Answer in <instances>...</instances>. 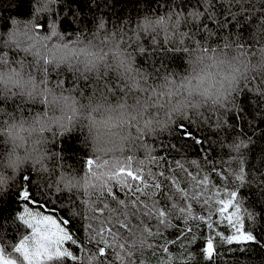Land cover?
<instances>
[{"label": "clouds", "instance_id": "1", "mask_svg": "<svg viewBox=\"0 0 264 264\" xmlns=\"http://www.w3.org/2000/svg\"><path fill=\"white\" fill-rule=\"evenodd\" d=\"M59 3L32 0L29 16H14L7 28L0 27V195L25 173L35 179L47 176L51 157L60 154L52 145L74 137L95 164L77 176L57 175L45 194L64 193L72 199L65 212L87 207L90 216L91 204L78 201L111 185V175L130 159L131 166H139L144 160L138 153L151 158L149 138L167 134L193 113L223 109L247 81H254L251 94L264 96V18L255 52L252 45L233 42L181 47V66H169L154 80L151 69L139 63L148 52L144 38L182 45V26L202 18L199 7L156 14L148 11L149 0H139L140 15L134 17L127 9L117 21L112 16L113 9L118 11L115 0H91V23L65 30L56 20L49 27L45 18L56 13ZM14 20L29 23L14 25ZM17 105L32 110L25 114ZM140 238L137 232L133 242ZM122 250L127 253L124 245ZM99 257L97 249L86 251L83 264H102ZM17 260L23 264L22 258Z\"/></svg>", "mask_w": 264, "mask_h": 264}, {"label": "trees", "instance_id": "2", "mask_svg": "<svg viewBox=\"0 0 264 264\" xmlns=\"http://www.w3.org/2000/svg\"><path fill=\"white\" fill-rule=\"evenodd\" d=\"M107 2L108 0H105V3ZM138 2L139 0H115L118 11L113 9L112 16L118 21L123 18L122 14L127 9L134 17L140 15L136 8ZM149 2L151 4L148 11L156 14L173 9L187 12L193 7H199L202 13L199 20L185 21L182 26L184 33L182 45L173 41L165 46L168 43L165 40L157 43L153 36L144 38L143 43L147 46L148 52L139 63L151 69L154 80H158L160 73L169 66H181L182 54H178L181 47L223 46L225 43L233 42L252 45V51H256L254 40L256 32L262 26L264 0H229L227 4L223 3V0H211L208 3L214 12V22H208L200 0H149ZM31 3L32 0H0V27L7 28L14 16H29ZM90 5L91 0H60L56 13L45 17L49 20L48 26L50 27L56 20L65 30H70L73 26L84 27L85 22L91 23L88 12L95 10L94 6ZM228 17L232 19L224 23ZM39 19L37 18L35 23L38 24ZM27 23L29 21H13L14 25ZM124 23L127 24L128 21L125 20ZM57 78L53 77L54 80ZM259 79L257 77V80ZM253 83L254 81L250 80L242 85L240 93L223 109L212 108L193 113L191 117L178 120L167 134L158 133L156 137L149 138L147 143L152 146V157L159 161V166L147 163L143 170L145 174L149 170L155 174L162 171L165 177H171L178 182V188L185 190L189 187L186 179L188 174L198 181L206 178L207 187L202 191L206 197L214 199H227L225 195L227 192H236L244 227L252 231L257 240L240 245L235 243L228 245L220 243L217 237L215 241L217 251L212 260H207L202 254L204 244L201 238L209 233L202 223L189 222L188 226L197 237L196 242L191 243L188 238L190 234L178 233L177 229L185 225L183 220L175 216L169 217L170 224L175 227H164L158 225L155 219L129 215L131 231L122 229L117 241L124 245L130 256L122 249L112 247L99 257L102 264H121L118 256L123 258L124 264H264V96H256L249 92V86ZM261 87H264V83ZM17 108L24 109L25 114L32 110L23 105H17ZM181 125L192 133V139H188L180 132ZM76 139L68 137L59 145H52L60 154L51 157L47 176H38L37 179L30 173L22 176L31 177L30 187L40 204V207L29 205L33 212L52 215L58 222L71 218L67 230L77 243L73 245L71 242H65L64 247L76 255L78 261L65 258L62 264H83L86 251L95 253L97 249L96 240L88 239L92 234L88 230V208L85 207L83 212L75 208L71 212H65V209L71 207V197L67 198L64 193L58 196L51 191L45 194V190L50 189L56 182L57 175L77 176L82 171H90L87 161L93 159L85 158L80 149L84 144L78 146ZM2 147L0 145V148ZM138 158L148 160L143 152L138 153ZM177 161L183 170L177 167ZM137 167L139 166L133 162L132 168ZM22 178L15 182L9 192L0 195V222H3V227H0V246H4L5 254L13 258L18 256L13 252V246L24 236L31 234L30 229L15 219L22 208L17 193L22 184L28 187ZM156 179L161 183L162 190L171 196L170 200L165 201L160 197V193H157L155 198L159 201L158 206L165 211L173 204L183 207L185 201L178 194L174 195L168 191L170 181L158 175ZM41 185H46V189ZM56 191L60 192L61 189L57 187ZM112 194L117 199L126 200L115 184L112 186ZM75 195L76 198L81 197L79 192ZM101 201L110 208H116L115 202L108 197L102 195L97 199V192L88 194L78 203L96 207ZM188 203L192 204L193 216L205 215L208 212V208L202 204L191 201ZM249 214L254 220L249 219ZM216 219V215H213L212 220ZM95 227L94 224L93 228ZM216 231L224 233L225 236L231 234V230L222 224L216 227ZM137 232L141 234V238L139 242L134 243ZM149 232L152 235H149ZM108 239L109 243H112L111 238ZM173 241L176 243H172ZM163 248L167 251H162ZM89 264L96 262L90 260Z\"/></svg>", "mask_w": 264, "mask_h": 264}, {"label": "snow or ice", "instance_id": "3", "mask_svg": "<svg viewBox=\"0 0 264 264\" xmlns=\"http://www.w3.org/2000/svg\"><path fill=\"white\" fill-rule=\"evenodd\" d=\"M223 3H229V0H223ZM200 4L205 10L208 22H214V12L209 6L208 0H200ZM231 19L232 17H228L224 23ZM179 130L185 137L192 139V133L186 127L181 125ZM147 163L159 166V161L151 157L146 161H140L139 167L133 169L130 159L128 166H121L114 175H111V185H104L97 191V199H100L102 195L110 198L116 204L115 209L110 208L103 201L96 207L90 205L88 230L92 234L88 239L90 241L96 240L97 252L101 257L109 248H123V245L117 244L116 241L122 229L128 232L131 231L129 215L136 218L144 216L155 219L158 225L164 227H175L169 221L170 216H175L183 220L185 225L183 228L177 229L178 233L190 234L188 238L191 243H195L197 237L192 233V228L188 226L189 222L202 223L209 233L206 237L201 238L204 244L202 254L207 260H212L217 251L215 243L217 237L220 243L228 245L234 243L240 245L257 240L256 235L244 227L241 206L236 192H227L225 194L227 199L206 197L202 190L207 187V179L198 181L191 174L186 177L189 184L188 189H180L177 187L178 182L171 177H165L162 171L155 174L149 170L145 174L143 166ZM94 164L95 162L91 159L87 161L90 171ZM176 164L178 168L183 170L180 162L177 161ZM157 175L170 181L168 191L174 195L178 194L185 201L183 207H177L173 204L171 208L165 211L164 208L158 206L159 201L155 198L157 193H160V197L165 201L170 200L171 196L162 190L161 183L156 179ZM22 179L26 181L28 187L22 184L17 193L22 208L15 219L22 222L27 229H30L31 234L21 238L19 243L13 246L14 254H18V257L22 258L23 264H62L65 258L78 261L77 256L64 247L65 242H71L73 245L77 243L73 235L67 230V224L71 218L58 222L52 215L41 214L39 211L33 212L29 205L40 207V204L31 190V177H23ZM113 184L119 187L126 200L117 199L112 194ZM141 197L144 199H141ZM189 201L202 204L208 208V212L205 215L193 216L192 204L188 203ZM213 215L217 217L215 221L212 220ZM249 219L254 220V217L249 214ZM94 224L96 225L95 228H93ZM221 224L231 230L230 235L225 236L224 233L216 231V227ZM0 227H3V222H0ZM149 235H152V233L149 232ZM108 238H111L112 243H109ZM172 243H176V241ZM161 250L167 251L166 248ZM126 255L130 256V253H126ZM0 264H18V260L6 255L4 246H0Z\"/></svg>", "mask_w": 264, "mask_h": 264}]
</instances>
